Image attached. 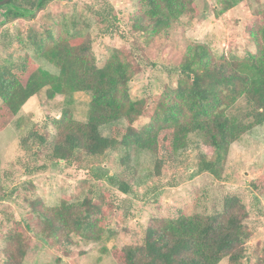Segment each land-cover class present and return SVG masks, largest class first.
Here are the masks:
<instances>
[{"label": "trees", "instance_id": "trees-1", "mask_svg": "<svg viewBox=\"0 0 264 264\" xmlns=\"http://www.w3.org/2000/svg\"><path fill=\"white\" fill-rule=\"evenodd\" d=\"M50 1L37 0L36 8ZM145 1V8L133 17L132 27L153 36L172 26L187 7L184 0ZM104 3L94 12L101 22L114 27L116 16ZM5 6L8 17H28L35 11L23 9L15 0ZM117 31L114 27L108 33ZM122 37L129 42L131 33ZM249 37L253 51L233 58L216 56L208 44L191 42L180 68L181 82L159 97L151 96L147 103L130 97L129 83L134 75L131 56L114 50L99 67L90 36L70 35L51 26L32 29L28 32L32 46L60 73L43 70L19 48L15 56L0 61V131L43 88L51 99L91 91L87 121L74 120L64 110L51 125L33 126L22 144L27 156L17 160L25 174L32 176L51 163L64 161L69 167L86 171L96 182H105L108 169L104 162L111 150L140 148L154 158V168L161 172L179 150L191 146L199 151L197 171L221 179L231 145L264 124V9ZM240 100L245 101V107L237 113L232 109ZM148 115L150 122L141 128L135 126L140 116ZM121 120L127 125L117 124ZM105 125H111L108 135L102 132ZM99 160L104 161L97 168L94 164ZM109 182L102 187L94 184L84 198L65 200L57 206L44 205L42 198H35L33 212L42 218L46 238L53 245L70 246L72 234L87 242L114 237L116 231L110 226L107 209L113 206L115 196L109 186L118 185L123 193L130 190L125 182ZM254 187L260 190L258 184ZM247 217L242 200L228 195L222 208L209 214L180 212L174 218H152L141 243L115 247L112 257L118 264H217L224 258L229 264H242L253 235L245 223ZM7 238L6 264H20L25 254L20 247L24 234L17 231Z\"/></svg>", "mask_w": 264, "mask_h": 264}, {"label": "rangeland", "instance_id": "rangeland-1", "mask_svg": "<svg viewBox=\"0 0 264 264\" xmlns=\"http://www.w3.org/2000/svg\"><path fill=\"white\" fill-rule=\"evenodd\" d=\"M15 1L23 9L35 11L16 18L6 15L8 6L0 7V61L15 56L19 48L43 70L59 74L60 69L34 49L28 32L51 26L70 35L90 36L99 67L114 50L131 56L134 75L129 83L130 97L147 103L151 96L159 97L181 82L180 68L191 42L208 44L216 56L228 58L253 51L250 30L264 9V0H184L187 7L180 18L153 36L132 27L133 17L146 6L145 0H51L42 8H36L37 0ZM105 1L116 16L114 27L118 31L113 35L108 33L113 25L101 22L94 12ZM129 32L131 40L126 42L122 34ZM92 95L84 91L51 99L43 88L0 131V264L7 262L4 250L9 244L8 235L17 231L25 236L20 245L25 252L20 264H118L112 249L141 243L152 218H174L180 212L209 214L220 210L228 195L238 196L245 204V223L253 234L242 264H264V124L231 145L221 179L197 171L199 151L191 146L179 150L161 172L155 170L154 158L140 148L111 150L104 162L108 169L105 182H96L86 171L69 167L64 161L51 163L32 176L25 174L17 160L27 156L22 144L33 126L46 122L51 125V120L60 118L64 110L74 120L87 121ZM244 107L245 101L240 100L232 110L239 113ZM150 120L149 115L140 116L135 126L141 128ZM117 124L126 126L127 121ZM110 127L103 126V134L108 135ZM101 161L94 165L100 168ZM109 179L125 182L130 190L123 193L118 185L109 186L115 200L107 210L116 235L87 242L72 234V245H53L42 232V218L33 212L35 198H42L48 206L77 201L88 194L92 185H109ZM217 264H229V260L224 258Z\"/></svg>", "mask_w": 264, "mask_h": 264}, {"label": "water", "instance_id": "water-1", "mask_svg": "<svg viewBox=\"0 0 264 264\" xmlns=\"http://www.w3.org/2000/svg\"><path fill=\"white\" fill-rule=\"evenodd\" d=\"M10 0H0V6L7 4Z\"/></svg>", "mask_w": 264, "mask_h": 264}]
</instances>
